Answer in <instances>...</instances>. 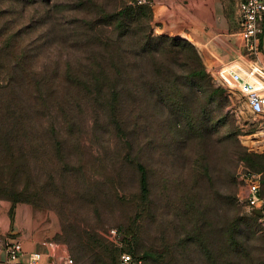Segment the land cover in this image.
<instances>
[{"label":"rangeland","instance_id":"374dc122","mask_svg":"<svg viewBox=\"0 0 264 264\" xmlns=\"http://www.w3.org/2000/svg\"><path fill=\"white\" fill-rule=\"evenodd\" d=\"M127 2L152 8L154 34L172 36L193 44L203 59L204 49L200 43L207 35L202 27L211 19L209 12L196 14L191 25L186 17L185 6L173 0L169 4L168 0ZM157 4H166L169 8H160L159 12ZM40 15L38 2L0 0V50L3 49L0 61H12L16 58V51L6 56V50L1 45L10 34L13 35L20 29L23 44L31 59L27 64L29 68L33 65L37 71L45 69L48 73H65L67 60L78 63L87 54L80 47L81 40L74 28L73 19L77 17V13L75 10L61 13L56 18L59 20L57 24L48 19L42 22ZM147 19L148 16L145 15L144 21ZM189 31L193 32V36L188 34ZM138 33L128 37L126 41V46L130 49L127 59L129 62L137 61L140 67L134 65L137 71L133 73L143 79L146 74L145 61H135L132 54L139 41ZM188 53L187 51L186 57ZM242 58L234 54L222 59L237 62ZM220 60L218 64H221ZM204 64L206 65L205 61ZM206 68L218 88L211 103L208 101L212 98L204 91V87L184 80V76L190 71L189 67L175 65L172 69L174 76L179 79V82L174 80L182 89L180 97L186 100L185 107L189 108V103L192 106L195 101L201 121H210L213 128V156L209 160L206 174L201 170L192 171L185 167L191 162L193 155L184 153L181 134L189 126L185 125L178 130L176 124L165 118L164 106H169V103L173 104L176 100L171 97V100L163 102L162 98H152L144 83L137 102L143 110L141 131L145 137L148 136L150 121H153L158 139L155 150H151L143 139L141 157L148 170L147 197L141 193L140 174L136 166L130 165V162L112 165L109 155L99 158L97 150L92 146L90 134L85 136L81 145L92 146V151H85L84 148V151L80 150L75 143L77 139L73 138L71 141L66 140L65 149L58 152L53 148L55 141L49 140L45 151L41 153L32 147L22 163L10 167L12 171H22V182H17L18 187L15 186L19 191L14 193L16 198H22L24 194L21 192L25 187L34 190L35 181L40 176L44 181L43 195L33 202L19 199L14 205H29L32 208L35 231L41 234L43 240H60V264H89L80 238L81 228H86L94 237L97 236V242L103 241V245L107 247V257L116 264L117 257L112 253L114 240L109 232L112 227H117L120 232L123 229L132 235L134 246L145 255L144 264H223V217H234L237 210L235 198H240V194L246 191L241 173L250 169L262 171L264 175V148L251 146L249 136H246L254 131V127L250 122L251 113L244 96L234 86L222 83L218 79L217 70H211L207 65ZM198 83L201 85V81ZM18 92L23 98V113L26 114L27 98L21 94L24 93L23 90ZM128 104L132 103L129 101ZM149 112L153 113V119L148 117ZM29 124L27 118H22L23 145L31 139L28 136ZM87 126L90 131L92 121ZM98 131L103 135H100L103 142L110 143L112 147L116 145L118 140L106 126L102 125ZM28 144L31 147L34 142L29 140ZM236 146L243 151L241 155L235 153ZM58 162L60 165H55ZM68 162L69 166L63 167ZM0 200L9 198L0 192ZM193 203L199 210L191 215L190 207ZM244 216L251 220L254 230L241 224L235 236L243 237V241L256 246L259 244L257 239L247 238L254 232V235L264 238V220L261 217ZM230 232H225L226 237ZM231 254L232 264H236V252Z\"/></svg>","mask_w":264,"mask_h":264},{"label":"trees","instance_id":"16d2710c","mask_svg":"<svg viewBox=\"0 0 264 264\" xmlns=\"http://www.w3.org/2000/svg\"><path fill=\"white\" fill-rule=\"evenodd\" d=\"M30 1L39 3L42 22L48 19L57 24L59 20L56 18L61 13L75 10L77 17L73 19L74 28L78 39L81 40L80 47L84 48L83 51L87 54L78 63L67 60L65 73H48L45 69L37 71L33 65L30 68L27 66L31 59L27 54V47L23 44L20 29L3 41L1 47L6 50V56L14 54L15 51L17 56L12 61L9 59L0 61V192L13 204L19 199L33 202L35 198L43 195L45 186L40 176L38 181H35L34 190L25 187L21 192L24 194L22 198L14 197V193L19 192L17 182H22V171H12L10 167L22 163L32 147L42 153L48 148V141L54 140L53 148L60 152L65 149L66 140L71 141L75 138L80 150L84 148L85 151H92L95 148L99 158L109 155L112 165L125 162L134 164L140 174L141 193L147 197L148 170L141 157L144 149L143 139L147 141L146 144L151 150H155L158 139L155 136L153 121H150L148 136L145 137L141 131L143 110L137 102L143 83L152 98H162L163 102L171 100V97L172 100H176L175 103L164 106L165 118L176 124L178 130L185 125L189 126V129H183L181 134L184 153L189 152L191 156L193 155L191 162L185 167L192 171L201 170L206 174L209 160L213 156V128L210 121H201L195 101L192 102V106L189 103V108L185 107L186 100L180 97L183 94L182 89L175 81L179 82V79L172 71L175 65L189 67L190 71L184 76V80L204 87V91L212 98L208 102L213 101V95L217 93L218 88L193 44L168 35H155L152 28L153 9L129 3L127 0ZM145 15L148 16L147 21H144ZM262 29L264 30V22ZM137 33L139 41L135 44L132 54L135 61L138 59L145 61L144 80L133 73L137 71L134 65L140 67L137 61L129 62L127 59V52L130 49L127 48L126 41L128 37ZM187 51L189 53L186 57ZM18 90H23L24 93L21 94L27 98L26 114L23 113V98L20 97ZM129 101L132 104L129 105ZM148 117L153 119V113L149 112ZM22 118H27L30 123L28 136L31 138L29 140L34 142L31 147L28 144L29 140L23 145ZM89 121H92L90 131L87 130ZM102 125L106 126L118 140L114 147L100 138L101 133L98 129ZM87 134L92 137L94 148L81 145ZM235 153L241 155L243 151L236 146ZM62 160L66 162L65 159ZM55 165H60V162ZM68 166L69 162L63 164L65 168ZM260 193L264 196L263 172ZM235 201L237 210L234 217H223L225 225L222 234L225 235V239L221 245L224 253L222 263L232 264L231 253L235 251L236 264H264V238L261 235H254V232L247 238L257 239L259 244L256 246L243 241V237L235 236L241 224H246L254 230L253 223L244 214L256 218L259 215L249 210L239 197L235 198ZM190 210L193 215L199 209L193 203ZM228 230L231 232L226 237L225 232ZM239 235L241 236V231ZM80 238L84 243L82 245L89 264H113V260L106 255L107 247L103 245L102 240L97 242V236L94 237L86 228H81ZM121 242V245L112 242L114 246L112 253L117 257L116 264H119V257L123 251L141 258L140 264H144L145 255L138 252L132 235L123 229ZM234 246L236 248H233Z\"/></svg>","mask_w":264,"mask_h":264},{"label":"built area","instance_id":"2783aa9c","mask_svg":"<svg viewBox=\"0 0 264 264\" xmlns=\"http://www.w3.org/2000/svg\"><path fill=\"white\" fill-rule=\"evenodd\" d=\"M146 3L150 0H138ZM240 26L237 34L242 38L247 54L257 56L261 47V34L264 22V0H240ZM218 79L237 88L244 96L251 113L250 122L254 131L249 136L251 146L264 148V64L257 58H242L237 62L227 61L218 68ZM246 191L240 194V199L246 203L249 210L262 208L264 220V196L261 195L262 172L245 169L241 173ZM254 213V212H253ZM110 236L114 242L121 245V232L117 227H112ZM50 255L56 254L60 249L59 242L50 241L48 244ZM5 252L7 258L16 261L27 254L29 264H39L44 256L41 251L26 252L23 242L12 237H0V253ZM73 262L72 259H69ZM141 258H137L128 251H123L119 257V264H140Z\"/></svg>","mask_w":264,"mask_h":264},{"label":"crops","instance_id":"0c3cea01","mask_svg":"<svg viewBox=\"0 0 264 264\" xmlns=\"http://www.w3.org/2000/svg\"><path fill=\"white\" fill-rule=\"evenodd\" d=\"M169 1L167 4H169ZM173 1L185 6L186 17L191 25H193L196 14L199 12L207 11L211 15V19H208V23L206 22L202 27L207 36L200 43L204 49L203 59L209 69L218 70L221 64L227 62L226 59H222L223 57L226 58L234 54L245 59L250 57L246 51L244 52L243 40L237 34L240 26V0ZM168 6L166 4H163V6L157 4L159 12L160 8H167ZM192 33V31L188 32V34L193 36ZM262 33L260 52L257 56L252 57L257 58L264 64V30ZM217 53L219 56L216 55ZM219 59L222 60H220L221 64H218ZM32 216L33 211L29 205H14L9 200H0V237L20 239L26 252H43L44 256L39 264H60L62 250L58 249L56 254L50 255L48 246L50 241L46 242L41 237V234L35 231ZM0 264L29 263L27 254L22 255L19 260L12 261L7 258L5 252H1Z\"/></svg>","mask_w":264,"mask_h":264},{"label":"water","instance_id":"95a60500","mask_svg":"<svg viewBox=\"0 0 264 264\" xmlns=\"http://www.w3.org/2000/svg\"><path fill=\"white\" fill-rule=\"evenodd\" d=\"M253 212L257 215H263V209L262 208H255ZM262 220V219H261ZM263 221V220H262Z\"/></svg>","mask_w":264,"mask_h":264}]
</instances>
